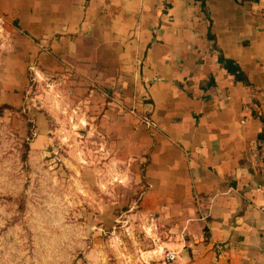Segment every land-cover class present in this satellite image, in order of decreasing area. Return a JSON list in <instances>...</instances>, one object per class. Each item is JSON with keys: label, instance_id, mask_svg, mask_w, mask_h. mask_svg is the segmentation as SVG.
<instances>
[{"label": "crops", "instance_id": "0c3cea01", "mask_svg": "<svg viewBox=\"0 0 264 264\" xmlns=\"http://www.w3.org/2000/svg\"><path fill=\"white\" fill-rule=\"evenodd\" d=\"M0 14L44 67L136 110L122 141L181 264H264V0H0Z\"/></svg>", "mask_w": 264, "mask_h": 264}, {"label": "rangeland", "instance_id": "374dc122", "mask_svg": "<svg viewBox=\"0 0 264 264\" xmlns=\"http://www.w3.org/2000/svg\"><path fill=\"white\" fill-rule=\"evenodd\" d=\"M0 16V264H181L108 88L44 67Z\"/></svg>", "mask_w": 264, "mask_h": 264}, {"label": "built area", "instance_id": "2783aa9c", "mask_svg": "<svg viewBox=\"0 0 264 264\" xmlns=\"http://www.w3.org/2000/svg\"><path fill=\"white\" fill-rule=\"evenodd\" d=\"M3 18L0 16V23L3 22L2 20ZM120 105V111L124 112V113H132L135 116L137 115V112L134 108L132 109H128V107L126 108L124 105ZM140 121L146 126L147 129H155L157 127V123L155 122V120L153 119V117L150 114H144V115H140L139 116ZM180 258V253L177 251H170L167 255V259L169 261H175V260H179Z\"/></svg>", "mask_w": 264, "mask_h": 264}, {"label": "trees", "instance_id": "16d2710c", "mask_svg": "<svg viewBox=\"0 0 264 264\" xmlns=\"http://www.w3.org/2000/svg\"><path fill=\"white\" fill-rule=\"evenodd\" d=\"M253 1H257V0H253ZM220 61L222 62L223 66L228 70V72L234 76L236 81L243 82L244 84L247 85L249 84V79L245 74L241 65H239V63H237L233 59L226 58L223 55L220 57ZM30 125H32V123H30Z\"/></svg>", "mask_w": 264, "mask_h": 264}]
</instances>
